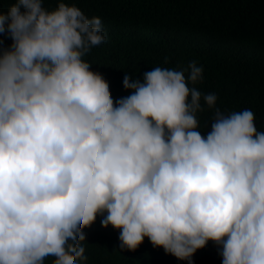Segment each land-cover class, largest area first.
Segmentation results:
<instances>
[{
    "label": "clouds",
    "instance_id": "9594fccd",
    "mask_svg": "<svg viewBox=\"0 0 264 264\" xmlns=\"http://www.w3.org/2000/svg\"><path fill=\"white\" fill-rule=\"evenodd\" d=\"M0 33V264H82L98 214L128 250L148 237L193 264L211 240L221 264H264V131L202 95L201 65L126 72L114 101L84 59L107 45L99 17L13 0Z\"/></svg>",
    "mask_w": 264,
    "mask_h": 264
},
{
    "label": "trees",
    "instance_id": "16d2710c",
    "mask_svg": "<svg viewBox=\"0 0 264 264\" xmlns=\"http://www.w3.org/2000/svg\"><path fill=\"white\" fill-rule=\"evenodd\" d=\"M13 0H0L4 11ZM75 3L104 26L107 45L84 57L93 76L102 78L113 100L132 90L123 86L126 72L143 79L154 66L180 70L190 61L203 67V80L194 86L217 96L216 108L226 114L250 109L257 130L264 131V0H65ZM55 7L57 0H43ZM11 38L0 33V47ZM193 86V85H190ZM203 104V100L201 101ZM214 109L197 113L201 131L211 129ZM101 215L82 229V264H188L145 237L136 250L120 247L119 229L101 225ZM209 240L192 256L193 264H221ZM55 264V262H49Z\"/></svg>",
    "mask_w": 264,
    "mask_h": 264
},
{
    "label": "water",
    "instance_id": "95a60500",
    "mask_svg": "<svg viewBox=\"0 0 264 264\" xmlns=\"http://www.w3.org/2000/svg\"><path fill=\"white\" fill-rule=\"evenodd\" d=\"M210 252L214 260H216L219 257V255L214 253L212 249H210Z\"/></svg>",
    "mask_w": 264,
    "mask_h": 264
}]
</instances>
